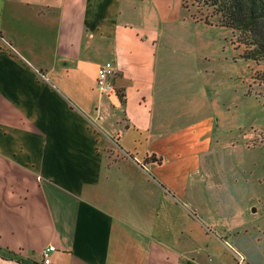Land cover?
Listing matches in <instances>:
<instances>
[{
  "label": "crops",
  "instance_id": "0c3cea01",
  "mask_svg": "<svg viewBox=\"0 0 264 264\" xmlns=\"http://www.w3.org/2000/svg\"><path fill=\"white\" fill-rule=\"evenodd\" d=\"M182 3L0 0V264H264L223 67Z\"/></svg>",
  "mask_w": 264,
  "mask_h": 264
},
{
  "label": "rangeland",
  "instance_id": "374dc122",
  "mask_svg": "<svg viewBox=\"0 0 264 264\" xmlns=\"http://www.w3.org/2000/svg\"><path fill=\"white\" fill-rule=\"evenodd\" d=\"M188 7L190 11L184 12L190 20L193 13L200 16V13L209 12L194 0H188ZM183 26L188 29L184 33L191 36L195 60L204 58L223 67L226 93L231 102L228 122L231 134L228 135L241 146L247 171L248 197L254 196L252 202L248 201V205L252 204L248 217L254 227L250 233L258 234L264 241V86L259 79L260 75L264 76V60L256 63L244 57L249 45L241 42L243 37L239 33L203 22L189 21ZM179 34L183 35V32L179 31ZM182 45L188 43L182 42L179 46ZM184 53L185 50L181 51L179 61H185ZM238 95L241 105L235 107L232 102Z\"/></svg>",
  "mask_w": 264,
  "mask_h": 264
},
{
  "label": "trees",
  "instance_id": "16d2710c",
  "mask_svg": "<svg viewBox=\"0 0 264 264\" xmlns=\"http://www.w3.org/2000/svg\"><path fill=\"white\" fill-rule=\"evenodd\" d=\"M205 13H193L195 22L218 26L239 33L242 43L249 45L244 52L246 59L256 63L264 60V0H194ZM183 9L190 11L188 0H183ZM245 39V40H244ZM251 45V46H250ZM264 86V76L259 78Z\"/></svg>",
  "mask_w": 264,
  "mask_h": 264
},
{
  "label": "built area",
  "instance_id": "2783aa9c",
  "mask_svg": "<svg viewBox=\"0 0 264 264\" xmlns=\"http://www.w3.org/2000/svg\"><path fill=\"white\" fill-rule=\"evenodd\" d=\"M115 75L114 67L111 62H106L99 66L96 76V87L97 89L104 94H110L113 91V84L111 79ZM55 251L54 246H50L43 250V264H49L50 255ZM238 264H246V259L240 253L235 252Z\"/></svg>",
  "mask_w": 264,
  "mask_h": 264
}]
</instances>
